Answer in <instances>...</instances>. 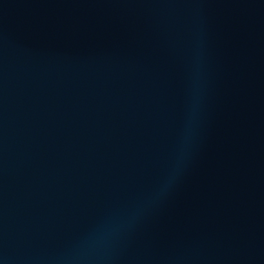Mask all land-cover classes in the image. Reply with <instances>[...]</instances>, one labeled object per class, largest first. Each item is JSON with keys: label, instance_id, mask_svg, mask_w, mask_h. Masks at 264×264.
Masks as SVG:
<instances>
[{"label": "water", "instance_id": "95a60500", "mask_svg": "<svg viewBox=\"0 0 264 264\" xmlns=\"http://www.w3.org/2000/svg\"><path fill=\"white\" fill-rule=\"evenodd\" d=\"M0 264H264V0H0Z\"/></svg>", "mask_w": 264, "mask_h": 264}]
</instances>
